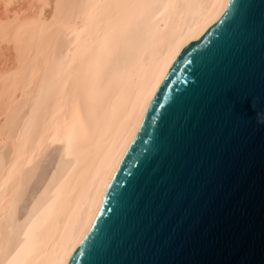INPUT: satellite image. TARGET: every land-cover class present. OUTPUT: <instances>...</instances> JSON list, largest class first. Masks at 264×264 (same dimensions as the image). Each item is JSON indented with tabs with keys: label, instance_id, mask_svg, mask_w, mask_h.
<instances>
[{
	"label": "bare ground",
	"instance_id": "bare-ground-1",
	"mask_svg": "<svg viewBox=\"0 0 264 264\" xmlns=\"http://www.w3.org/2000/svg\"><path fill=\"white\" fill-rule=\"evenodd\" d=\"M226 0H0V264H66L116 163Z\"/></svg>",
	"mask_w": 264,
	"mask_h": 264
},
{
	"label": "water",
	"instance_id": "water-1",
	"mask_svg": "<svg viewBox=\"0 0 264 264\" xmlns=\"http://www.w3.org/2000/svg\"><path fill=\"white\" fill-rule=\"evenodd\" d=\"M66 264H264V0L189 44Z\"/></svg>",
	"mask_w": 264,
	"mask_h": 264
}]
</instances>
